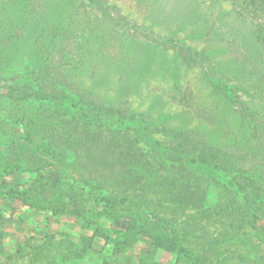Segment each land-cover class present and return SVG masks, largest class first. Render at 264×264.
I'll return each mask as SVG.
<instances>
[{
	"label": "rangeland",
	"instance_id": "obj_1",
	"mask_svg": "<svg viewBox=\"0 0 264 264\" xmlns=\"http://www.w3.org/2000/svg\"><path fill=\"white\" fill-rule=\"evenodd\" d=\"M75 1H65L61 25L50 31L65 44L64 52L49 49V60L61 61V69L51 67L40 77L37 70L25 69L32 54L29 43L0 47L4 55H21L15 66L43 86H37V95L57 93L54 84L64 83L98 109L109 105L100 113L107 125L135 116L153 140L165 144L168 129L188 126L192 132L177 135L173 149L181 139L197 142L208 133L213 152L237 163L236 172L250 180L237 181L264 189V51L254 32V19L263 20L264 6L256 9L255 18L244 0ZM71 5H78L75 14ZM18 17L0 15V36ZM101 40L110 44L104 60L97 55ZM71 58L82 64H68ZM19 78L23 84L31 81L23 74ZM82 79L86 83L79 86L76 80ZM5 95L2 89L0 264H264L263 215L246 217L249 226L243 233L225 232L232 207L241 204L238 192L217 183V190L204 198V183L191 187L175 161H167L170 169L147 166L144 147L130 133H118L124 141L119 146L116 134L99 128L97 139L80 141L74 154L67 134L62 136L65 131L51 134L48 119L21 116ZM68 120L59 123L75 124ZM35 126H43L47 138L35 137ZM138 161L154 176L151 181L167 173L174 179L168 186L144 187L132 168ZM192 190L200 201H192ZM214 201L218 216L205 210Z\"/></svg>",
	"mask_w": 264,
	"mask_h": 264
},
{
	"label": "trees",
	"instance_id": "obj_2",
	"mask_svg": "<svg viewBox=\"0 0 264 264\" xmlns=\"http://www.w3.org/2000/svg\"><path fill=\"white\" fill-rule=\"evenodd\" d=\"M65 1L73 2L75 0H0V15H2V17L5 18V15L8 12H12L16 16L19 15L18 22L14 23L12 26L6 27L11 31H6L4 36H0V47L2 49L3 47L6 48L11 44L17 46L20 43H29L32 49V54L30 63H28L25 69L30 71L32 74H34L35 70H37L40 77L43 75L46 76V71L49 68L52 67L53 69L57 70L58 67L61 69L63 65L61 61L59 63L57 61L52 63V61L49 60V49L51 48V51H55L56 53L64 52L65 50V44L63 43L62 39H59L61 36L50 34V31L54 29L57 31L56 27L61 25L59 22L62 20L63 5H65ZM244 1L247 3L245 6L247 7L246 10H249L248 13L252 14L256 18V9L264 6V0ZM90 4L92 5V1H90ZM94 6L92 5V7ZM70 7L72 14H75V10H77L78 5H71ZM40 14L43 15L41 16ZM0 20L2 21L3 19L1 18ZM11 22H14V20ZM1 26L2 24L0 23V28H2ZM254 27L257 43L264 51V18L263 20L260 18L254 19ZM88 33L89 30L87 28V34ZM108 38L109 37L107 35L105 39ZM42 39L45 40L44 43H41ZM79 44L80 40L77 39L75 45L77 55L82 54L80 52L81 47ZM72 45L73 44H71V47ZM109 47L110 44L108 42L104 40L100 41L97 48V55L100 56V60H104L106 58L105 51H107V48ZM41 50H45L46 52L43 51L42 54ZM81 57H83V55L79 56L80 59ZM79 58L76 60H73L72 58L69 59L68 64H74L77 67L78 65L82 64V61H80ZM19 59H21V55H18V53H10V55H4L0 53V81L1 76L4 74L6 75L4 79L7 81L5 86L0 84V91L4 89L8 93V95H5L4 98L17 104L18 111H20L21 116H23V114H28L29 116L34 117V119L41 117L48 119L49 125L51 126L52 124L53 126V131L51 134H54L56 131L55 134L60 136L61 132L65 131V133L63 132L62 136L67 134V139L69 140L68 143L72 145L74 154V150H77L80 146V141L89 143V141L92 142L94 139H97L94 137L96 136L95 133L97 130H99V128H101V130L108 131V133H111V135L116 134L115 140H117L116 142L119 146L124 141H122V138H117L118 133H130L131 138H133L135 143H140L142 144L141 146L144 147L146 152V159L144 162H146L147 166L155 169L156 167L164 165L168 166L167 168L170 169L172 165L168 164L167 161H175L177 167H181L187 172L186 178L189 177V181H191L189 184L191 187H193L192 184H194L196 181L204 183V189L207 192L204 198L208 197L209 191L217 190V187L215 186L217 183H219L221 186H226L229 188L228 191L238 192L237 200H239L241 204L237 207H232L231 209V220L225 230V232L229 233L228 235L234 236L243 233L244 230L249 226L245 221L246 217L257 220L260 218V215L264 216V189H259L257 186L251 187L249 185H243L242 182L237 181L242 179L243 181L245 180L247 183H249L250 180L248 177H246L247 175L243 177L244 173L240 171L238 173L236 172L238 168L237 163H229L227 160H225V155L220 153L215 154L213 152V149L210 147L208 142V133H205L206 135H201L199 137L200 139L203 138L204 144L200 142L199 138L197 142H191L189 138H186L185 140H179L175 145V149H173L171 146L175 144L174 139L177 135H186L187 133L192 132L188 126L183 128L179 127L177 129H168L169 131L166 134L169 137V141L166 144L162 141L159 142L153 140L150 137L151 132H148L147 128H142V126L137 121V117L135 116L129 117V120L126 121L125 119L120 121L117 120L118 124L111 127L100 118V113H106L109 105L103 109L104 105L101 104L100 109H98L95 107V105L87 103L85 100H81L77 96L73 95L69 89L63 87L65 86L64 83L54 84L57 87V93L50 91L45 93L44 96L37 95V86H43L37 80L35 81L27 71L16 68L14 62L18 61ZM22 74L31 81L29 83L23 84V81H20L19 78ZM65 79L66 77H64V81ZM40 82L44 85L45 83H48L43 81L41 78ZM76 82L79 84V86L86 83L85 79H82L79 82L76 80ZM55 94L57 95L55 96ZM160 105L163 104L161 103ZM66 117L69 119L68 121H72L75 124H60V119ZM128 121H130V123H127ZM140 122H143V120L140 119ZM58 124H60V126H58ZM187 124L188 123L185 125ZM162 126L164 125L161 121L159 128H162ZM42 127L43 126H35L33 128L34 130L32 132L35 137L43 136L44 138H47V135L45 137L43 133ZM56 127L58 128L57 130ZM146 137H150L151 139L147 141ZM164 137H166V135ZM82 138H85V140H82ZM99 138L101 137L99 136L98 139ZM58 140H60V137ZM45 148L51 150V146L48 143L45 145ZM216 149L221 150V147L218 146ZM166 152L171 154L173 157L170 155H165ZM245 152H248V150H245ZM138 162L139 163H137V166H132V168L136 171L138 170V178L144 187H151L154 185V183H163L167 185L168 182L174 179L169 173H167L168 176L166 175L164 178L159 180L154 178L151 181L152 174L147 173L145 168L139 167L138 165L142 166V162ZM196 167L199 168L198 171H196ZM190 172L195 176V178L190 179ZM230 175L232 177H230ZM165 179L167 181H165ZM168 179L170 181H168ZM263 179L264 178H262V180ZM184 184L185 183L183 181H180V187H182ZM260 184H262V182ZM191 194H195V196L192 198L193 202H198L201 200L200 194L198 195L197 192L194 191V193ZM217 206L218 203L214 201V203L210 204V206L205 210L215 211L216 209H219ZM242 207L244 209H242ZM215 213V216H218L216 211Z\"/></svg>",
	"mask_w": 264,
	"mask_h": 264
}]
</instances>
